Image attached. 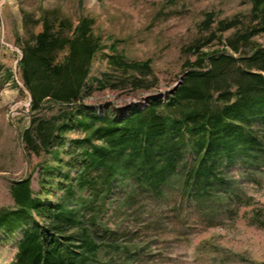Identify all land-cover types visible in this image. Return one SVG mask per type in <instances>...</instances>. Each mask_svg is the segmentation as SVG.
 Segmentation results:
<instances>
[{"label":"trees","instance_id":"obj_1","mask_svg":"<svg viewBox=\"0 0 264 264\" xmlns=\"http://www.w3.org/2000/svg\"><path fill=\"white\" fill-rule=\"evenodd\" d=\"M250 3L247 16L207 14L201 26L209 34L186 48L196 59L183 64L178 88L126 114H97L87 100L126 86L148 91L157 81L151 61H130L105 44L92 18L38 22L41 30L21 42L17 65L29 97L20 141L28 166L37 161L11 182L13 207L0 209V247L16 249L10 264H105L108 252L132 259L138 252L126 245L130 232L108 225L118 217L107 208L122 190L129 186L126 198L159 199L174 189L173 178L181 197L201 203L215 194L224 161L254 164L255 155L264 164V45L256 40L264 36V0ZM213 42L221 48L205 52ZM104 51L105 70L90 81Z\"/></svg>","mask_w":264,"mask_h":264},{"label":"rangeland","instance_id":"obj_2","mask_svg":"<svg viewBox=\"0 0 264 264\" xmlns=\"http://www.w3.org/2000/svg\"><path fill=\"white\" fill-rule=\"evenodd\" d=\"M250 10V0H0V209L13 207L11 182L27 171L20 134L29 124V97L21 91L17 50L30 33L41 30L44 16L74 25L81 17L92 18L94 33L105 44H115L130 61H151L157 81L148 91L133 93L126 86L95 92L87 100L97 114H126L155 95L166 99L181 80L185 61L196 59L186 48L209 34L201 26L207 14L225 20ZM256 40L264 45V36ZM220 48L213 42L205 52ZM107 54L96 56L90 81L104 72ZM258 138L264 141V134ZM251 160L254 164L224 161L213 177L215 194L201 203L181 197L175 189L180 182L173 178L174 189L159 199L138 192L126 198L129 186L122 190L121 200L107 208V216L118 217L108 218V225L122 223L130 232L126 245L138 254L128 259L108 252L105 264H264V164L255 155ZM37 183L34 174L35 191ZM15 252L14 244L2 245L0 264H10Z\"/></svg>","mask_w":264,"mask_h":264},{"label":"water","instance_id":"obj_3","mask_svg":"<svg viewBox=\"0 0 264 264\" xmlns=\"http://www.w3.org/2000/svg\"><path fill=\"white\" fill-rule=\"evenodd\" d=\"M180 83H181V80L177 83V85H175V86L173 87V89H172L169 93L171 94L172 92H174V91L178 88V86L180 85ZM21 145H22V144H21ZM22 151H23V148H22ZM23 154H24V159H25L26 165H27V171H26V175H25V177H27L28 174H29L28 159H27V156H26V154L24 153V151H23Z\"/></svg>","mask_w":264,"mask_h":264}]
</instances>
